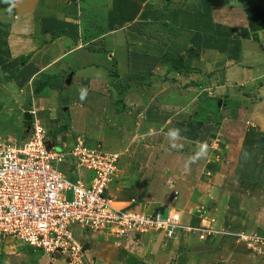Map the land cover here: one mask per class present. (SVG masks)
<instances>
[{
    "label": "crops",
    "instance_id": "obj_1",
    "mask_svg": "<svg viewBox=\"0 0 264 264\" xmlns=\"http://www.w3.org/2000/svg\"><path fill=\"white\" fill-rule=\"evenodd\" d=\"M100 1L14 0V3H9L0 0V114H11V107L17 106L16 115L21 119L24 112L32 107L25 105L26 91H31L30 103H35L36 90L49 86L54 78H61L65 83L68 81L67 84L73 83L76 78L79 83L82 79L91 78L92 89L100 91L102 82L99 74L102 71L99 70V65L95 63L78 69L73 67L74 70L69 68L75 64L72 57L80 47L82 49V44H85L83 41L89 45L95 42V23H91L89 18L97 13H94V10L102 7ZM241 1L232 4L230 0H193L195 5L183 4L175 7V0H106L108 13L105 22L108 27L102 33L104 38L101 40L110 39L108 54L111 55L108 59L116 62V72H113L112 77L117 75L120 78L121 69L129 65L134 78L137 77L138 70L143 72L144 81L157 73L158 76L167 77L162 83L150 81L145 88L135 82L128 84L124 92L118 91L114 94L110 90V99L104 97L103 100L102 96H99L100 102L96 103L102 106L105 112L111 111L113 117H118L117 121H120V114H123V120L132 121L134 125L142 124V132L153 138H156V134L152 136V132H161L162 139L158 140L160 145L156 139H152L154 145L144 147L139 144L136 149L137 158L129 154L123 162H119V171L110 185L109 193L120 207L141 211L176 209L184 224L197 226L202 217L197 213L200 210L196 211L194 202L199 200L198 196L203 201L207 200L206 193L202 194L205 190L202 189H208L209 186L211 190L217 187H213L214 182L223 185L222 181H225L224 184H228V187L216 204L220 205L217 213L225 226H217L229 229L226 227L228 225L237 231L239 229L236 227L240 225L241 228H248V233L252 232V229L253 232L255 229L264 231L262 176L250 177L254 183L257 181L259 184L254 189L248 181L242 184L243 181L237 178H222L221 175L225 172L223 162L213 160V166L208 167V161H213L207 154L195 163L189 162V157L198 151L199 143L208 140V146L212 148V139L209 140L212 136L208 131L218 124L208 116L205 121H197V118L194 121L193 116L199 112L198 105L205 102L206 98L214 99L216 104L221 100V107L217 105V110L211 113L219 122L224 116L223 109L227 110L230 116L237 118L245 108L246 102L230 98L229 100V96L223 92L208 95L206 92L214 88L211 81H217L216 85H221L222 73L226 82L238 84L240 80L241 92H245V85L251 86L250 83L256 81V72L242 67V64H247L246 61L252 58L253 61H264V0ZM37 22L45 34L38 31ZM131 27L144 30L133 31ZM149 30L153 32L150 34ZM86 32H91V41L87 40ZM72 37L79 40L78 49H71L73 44L77 45L72 42ZM93 53L96 54L95 51ZM164 56L168 59L164 60ZM171 57L179 62L180 70L171 66ZM234 57L238 62L231 66L236 61L233 60ZM25 59L27 60L23 61ZM62 64L67 67L64 68ZM248 65L253 66V63ZM225 67L226 71L223 70ZM63 72L66 73V78L63 77ZM47 73L53 76H47ZM57 74L60 75L56 76ZM36 83L39 84L35 88ZM85 83L82 87L88 89V84ZM219 85L217 89L221 88ZM175 96L179 102L175 100ZM123 98L125 101L122 103ZM187 98L190 101L186 103L184 100ZM176 103H181L184 107L192 106V109L175 108L179 105ZM39 110L43 112V109ZM180 115L181 120L176 121ZM27 123L24 126L23 138L29 127ZM124 125L122 129V124L119 126L121 138H128L131 129ZM170 128L181 129L182 138L176 141L178 145L190 142L192 148L184 152L171 147V141L165 135ZM9 141L18 143L15 139L0 138V142ZM247 143L246 145L251 146L250 142ZM118 146L121 151L119 153L126 152L128 148V145L121 147L120 141ZM176 152L182 154L173 155ZM212 152L219 154L222 159L229 155L233 157L232 151L224 146L218 153L217 150ZM127 153H131V149ZM132 153L135 154L134 151ZM174 157L180 163L172 164ZM234 164L236 162H230L226 167ZM212 172L215 176L209 178ZM218 189L221 191V187ZM227 203L230 205L228 209L236 212L235 216L233 212L226 211ZM222 205H225L223 211ZM219 209L222 212H219ZM226 217L227 221L224 222ZM230 238L232 237L217 236L208 241H200L197 235H183L175 240H167L161 234L152 233L138 239L126 238V244L128 246L134 242H138V245L144 243V247L141 244L138 248L146 249L144 253L150 256L149 260L153 263L161 259L174 264H264L263 260L261 262L259 258H254L245 245L236 247L234 244H228L232 241ZM124 240L125 238L122 241ZM150 251L155 252L153 254L156 256L160 253L161 258L153 255L151 260ZM172 255H177V259H171ZM139 263L142 262L137 259L130 261V264Z\"/></svg>",
    "mask_w": 264,
    "mask_h": 264
},
{
    "label": "rangeland",
    "instance_id": "obj_2",
    "mask_svg": "<svg viewBox=\"0 0 264 264\" xmlns=\"http://www.w3.org/2000/svg\"><path fill=\"white\" fill-rule=\"evenodd\" d=\"M176 4L173 6L178 7L182 6L183 4H192L193 0H175ZM188 1L190 3H188ZM242 2L241 0H230V3L234 4L235 2ZM256 1V0H252ZM63 3V2H62ZM100 5L101 8L94 10V15H91V18L89 20L91 23H95V29H94V35L93 38L95 39V42H92L91 45L89 43H86V41H83L85 44L82 49H78L79 47V40L77 37H72L73 41L76 42L77 45L73 44V47L71 49L77 48L78 51L75 55H73L72 59H74L75 64H72V67L69 66V68H72L74 70L75 68L78 69V67L84 68L88 67L93 64H97L100 66V71H102L100 75L102 86L100 88V91L93 90L92 86H90L93 82L90 78V80H83L82 82H78L77 78L73 83L67 84V82H63L61 78H54L52 82H50V85L42 88L41 92L36 93V99L35 103H30V92L29 89L26 91L27 96H24L27 107L29 106H35L39 109H43V112H40V117L43 120V124L47 128V130L50 133V136L56 141L59 142L61 146L66 143L68 146L73 144L76 140L77 136L83 137L86 142L90 146H96L98 143L102 144L103 147L108 151L113 152H121L118 146V142L120 141L121 147L122 145H128L126 148V152L124 151L121 153L120 163L124 161L126 157H128L129 154H131L132 157H136V149L140 145H143L144 147L146 145H154L152 139H156V142L161 144L158 140L162 139L161 132L159 130H156L152 132V136L156 134L153 138L149 136L147 133H143V125L140 123H132V121L123 120V114H120L121 118L120 121H117L118 117L112 116L111 111L105 112L103 107L96 104L100 101H98V98L102 96V99L105 97L110 99V90L112 93L117 94L118 91L124 92V88L127 87L128 84L132 85L135 82H138L140 84L141 88H145L146 84L150 81L153 82H164V80L167 78L166 75H159L154 74L151 78H148L147 80L142 79L143 72L138 70L136 71L137 77L132 73L130 67L126 66L125 68H122L120 71V78L112 77L113 72H116L115 68V61L109 60L108 56L111 55L108 54L110 50V39L104 38V33L107 30V23L105 22V19L107 18L108 8L106 0H101ZM201 10V9H200ZM199 10V11H200ZM56 11H62L61 9H56ZM202 11V10H201ZM91 13V12H90ZM89 21V22H90ZM38 23V22H37ZM38 31L45 34L44 30L42 31L41 26L37 25ZM160 29V28H159ZM152 30H149L148 33H152ZM38 33V32H37ZM87 34V40L91 41L93 38H91L89 33ZM38 35H41L38 33ZM180 35V34H179ZM42 36V35H41ZM182 36V35H181ZM2 38V37H1ZM183 38V37H182ZM55 40V39H54ZM53 40V44H54ZM50 42V41H49ZM9 43V41H8ZM258 43V41H256ZM46 45L48 44L45 43ZM88 44L89 46H86ZM96 52L94 54L93 52ZM118 59V57H117ZM253 59V58H252ZM252 59H249V61H246L247 64H242V67H248L250 71L256 72V81H253L250 83L251 86L245 85V92H241V87L238 84L235 83H229L226 82V78L222 73H220V81L222 82L221 88H218V85H216L217 81L213 82L211 81V84H214V88L212 90L207 91L206 93L209 95V93L217 94V93H224V95H228V99H234V100H240L244 101L245 108H243V111L240 112L237 118H234L233 116H230L229 112L225 109L222 110V114H224L223 119L221 122L216 124L215 127H213L211 130L208 131V134H211L212 137L209 138L212 139L210 148V141L206 140V142L209 146L207 150L208 158L211 161L215 162H223L225 172L221 175L222 178H237L243 181L242 184L245 182H249L251 186L257 187L259 184L257 181L254 183L253 180L250 178L252 175H260L264 178V61L258 60L253 61ZM25 59L24 61H26ZM92 60V62L90 61ZM233 60H236L234 64L231 66H235L237 64V60L235 57ZM65 63V62H64ZM253 63V66H249L248 64ZM64 65V68L67 67L66 64ZM75 67V68H73ZM226 67L223 69L226 71ZM219 72V71H218ZM221 72V71H220ZM111 74V75H110ZM50 73H47V76H50ZM60 75V74H59ZM58 74L56 76H59ZM53 76V75H51ZM63 77L66 78V73L63 72ZM134 78V79H133ZM225 78V79H224ZM4 80V78H2ZM231 81V80H230ZM87 83L88 91L90 93L88 94L85 101L81 102L79 100V89L82 87L83 83ZM108 82V83H107ZM112 82V83H111ZM256 82V83H254ZM85 83V84H86ZM39 83H36L34 86H36ZM113 84V85H111ZM1 92V91H0ZM93 92V93H92ZM112 95V94H111ZM233 95V96H232ZM103 99V100H105ZM229 99V100H230ZM175 100L177 102L178 98L175 96ZM125 101V99H122V103ZM162 101V100H160ZM186 103L187 101H190L189 98L184 100ZM112 103V102H110ZM178 106L175 108H191L192 106L184 107L181 103H176ZM13 110V113L7 114V113H1L0 114V138L7 139H15L18 141L19 144L23 143L25 141V137L23 138L22 135L25 133L24 126L27 123L23 119V115L21 116V119H18V116L16 115L17 106L11 107ZM217 110V104L216 103H205L202 102L200 105H198V111L196 112L194 117V121L197 118V121H205V119H208L207 116L214 120L216 119L213 115H211L212 112H215ZM183 114L185 113L182 111ZM241 113L243 115H241ZM111 114V115H110ZM182 114V115H183ZM197 114V115H196ZM209 114V115H208ZM176 118V121L181 120V116ZM127 125L128 128L131 129V132L128 133V138H121V132H120V125L121 129ZM118 123V124H117ZM28 124V123H27ZM124 126V127H123ZM242 134V135H240ZM59 139V140H57ZM140 139V140H139ZM191 141V140H190ZM250 142V145H246ZM193 146V145H192ZM225 147L230 152L232 151V155L222 157L219 154H215L212 151H216L217 153L222 149V147ZM227 146V147H226ZM135 147V148H134ZM177 149L187 151L190 147V142H187L184 144H179ZM131 149V153L129 152ZM132 151L135 152L132 153ZM179 152L174 153L173 155H181ZM184 154V153H183ZM161 157V155L159 156ZM235 157V158H234ZM175 160L172 164L176 162L180 163L179 160L174 157ZM179 158V157H178ZM139 159V158H138ZM140 161V159H139ZM208 161L209 166L212 167L213 165L211 163H214ZM230 162H233V166H227ZM70 167V170L65 169V166L62 167L63 172L70 177L72 180L77 179L75 176V168L76 165L74 163V160L71 159L69 163L66 164V167ZM161 167V165H159ZM168 168L170 165L167 166ZM167 169V168H166ZM253 170V171H252ZM211 173V172H209ZM91 175V173H88ZM171 176V174L169 175ZM215 173L212 172L211 176L209 178H214ZM220 176V177H221ZM256 177V176H255ZM221 182V181H220ZM223 185L221 183L216 184L217 182L213 183V187L217 185V187L211 188V190L207 188H204L202 190H205L202 192V194H205L206 201H203V199H200L201 197L198 196L199 200H196L194 202L195 209L200 210L197 211L198 214H200V218L203 221V219L208 220H215L218 225H223L222 221H220V216H218V207L220 205H216L218 200L222 197L220 196L222 192L227 189L228 184H224L225 181H222ZM253 184V185H252ZM264 184V182L262 183ZM218 185H221V191H219ZM226 185V186H225ZM232 185H230L231 187ZM264 186V185H263ZM238 187V186H237ZM234 186V188H237ZM201 191L200 189H197ZM238 190V189H236ZM241 190V188L239 189ZM228 191V190H227ZM197 192V191H196ZM166 197V196H165ZM166 200V199H164ZM167 201V200H166ZM174 202V201H173ZM176 203V202H175ZM174 204V203H173ZM230 207L229 203L226 205V211L228 212V208ZM221 208V207H220ZM223 208H225V205H222V211ZM132 211H135V208H131ZM177 211V210H176ZM219 209V212H222ZM230 213L233 211L230 209ZM167 210H164L162 212L163 217L167 216ZM179 215V212H176ZM236 212H233V215L235 216ZM229 216V215H228ZM234 216L232 217L234 219ZM230 218V217H229ZM231 219V218H230ZM201 221V222H202ZM227 221L224 220V222ZM221 222V223H220ZM234 223V221L232 220ZM206 223V222H205ZM207 224V223H206ZM225 226V224L223 225ZM227 228L234 231L238 234H247L248 228H241L240 225L234 229L233 227L230 228V226L226 225ZM252 229V228H251ZM254 231V229L250 230ZM252 232H249L251 234ZM255 232H262L264 234V231H259V229H255ZM80 235V240L83 245V252H84V259L81 263L79 261H76L78 264H130V261H137L142 262L143 264H174V262H166L162 261L161 254L159 253L157 256L156 254H153L155 252L150 251L151 254V260L152 256H156V258L159 257V261L153 263L149 260L150 256H146L144 253L146 251L138 248L141 244L138 245V242H134V244H128L127 246V240L131 237L133 239L140 238V235H132L128 239L125 238L124 242L123 239H118L114 235L105 234V233H98V232H85L81 233L77 231V236ZM224 237V236H222ZM236 237V238H235ZM114 239V240H113ZM225 239V238H224ZM232 241H230L231 245L241 246L242 244L246 246V248L252 253V256L256 259L259 258V260L262 262L264 261V249L262 252L257 251H251L249 247L238 237L234 236L233 238H230ZM210 240V239H209ZM208 241V240H207ZM145 244H142V247H144ZM189 250V248H187ZM179 251V249H178ZM61 254H54L51 257L47 256L45 253L41 251L34 252L27 247L15 243V242H0V264H76L74 261H71L67 255L66 257L60 256ZM221 256H223L220 253ZM68 257V258H67ZM172 257V258H171ZM171 259H177V255H172ZM224 258V257H223ZM263 258V259H262ZM139 263V264H142Z\"/></svg>",
    "mask_w": 264,
    "mask_h": 264
},
{
    "label": "built area",
    "instance_id": "obj_3",
    "mask_svg": "<svg viewBox=\"0 0 264 264\" xmlns=\"http://www.w3.org/2000/svg\"><path fill=\"white\" fill-rule=\"evenodd\" d=\"M28 112L32 119L25 141L0 142V242L19 243L49 257L67 255L76 264L84 259L77 231L118 239L152 233L167 240L183 235H197L200 241L238 236L251 251L264 249L261 232L238 234L208 219L197 226L187 225L176 209L167 210L163 217L161 209L120 207L109 190L119 171L121 153L108 151L100 143L90 146L81 136L61 146L43 124L39 108L32 106ZM71 159L76 165L75 180L62 170L63 166L70 170L66 164Z\"/></svg>",
    "mask_w": 264,
    "mask_h": 264
},
{
    "label": "clouds",
    "instance_id": "obj_4",
    "mask_svg": "<svg viewBox=\"0 0 264 264\" xmlns=\"http://www.w3.org/2000/svg\"><path fill=\"white\" fill-rule=\"evenodd\" d=\"M6 2L14 3V0H6ZM11 9H9L10 11ZM79 100L81 102L85 101L88 96V89L86 87H81L79 90ZM166 137L171 141V147L176 148L179 145L176 141L180 140L181 137V129L179 128H170L167 133L165 134ZM208 150L207 143H199L198 144V151H196L195 155L189 157L190 163H195L198 159L206 156Z\"/></svg>",
    "mask_w": 264,
    "mask_h": 264
},
{
    "label": "trees",
    "instance_id": "obj_5",
    "mask_svg": "<svg viewBox=\"0 0 264 264\" xmlns=\"http://www.w3.org/2000/svg\"><path fill=\"white\" fill-rule=\"evenodd\" d=\"M139 30V32L140 31H142V30H144L143 28H135V27H131V30H133V31H138ZM168 58H167V56H164V60H167ZM169 60H171L172 62H173V64L171 65L172 67H175V70H180L179 69V65H178V63H177V60L174 58V57H171V58H169ZM24 61V60H23ZM41 90H42V88H39V89H37L36 90V93H39V92H41ZM124 90H125V88H124ZM209 101V103H215V102H213L214 101V99H212V98H206L205 99V102H208ZM217 115H219L218 113H217ZM216 115V116H217ZM215 116V115H214ZM215 120V122L216 123H219V120H218V118H216V119H214ZM28 125L30 126L31 125V123L29 122L28 123ZM30 250H32V249H30ZM33 251V250H32Z\"/></svg>",
    "mask_w": 264,
    "mask_h": 264
},
{
    "label": "water",
    "instance_id": "obj_6",
    "mask_svg": "<svg viewBox=\"0 0 264 264\" xmlns=\"http://www.w3.org/2000/svg\"><path fill=\"white\" fill-rule=\"evenodd\" d=\"M70 78H72V75H70ZM69 80H70V79H69ZM70 81H71V80H70ZM217 105H218V107H221V105H222V101L219 100L218 103H217ZM23 117H24L25 121H27V122H30L31 119H32V118H31V114H30V112H28V111L24 112Z\"/></svg>",
    "mask_w": 264,
    "mask_h": 264
}]
</instances>
